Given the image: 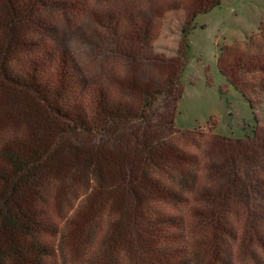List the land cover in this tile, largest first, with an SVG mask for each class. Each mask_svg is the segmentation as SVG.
<instances>
[{"label":"trees","instance_id":"obj_1","mask_svg":"<svg viewBox=\"0 0 264 264\" xmlns=\"http://www.w3.org/2000/svg\"><path fill=\"white\" fill-rule=\"evenodd\" d=\"M107 1L0 0V264H41L51 255L43 239L50 225L42 218L59 219L54 232L61 251L102 230L94 264H109L119 250L129 264H163L151 242L164 215L160 206L186 202L213 239L226 209L244 207L245 237L264 212L263 185L254 175L264 161V119L244 138L212 133L205 149L218 161L197 185L194 159L180 145L196 130L174 129L182 47L175 58L160 57L149 34L165 10L159 0H139L137 12L115 18L100 11ZM166 1L167 9H177V0ZM220 1L184 0L182 23ZM76 10L84 21L72 44L94 61L122 59V76L86 81L68 46L51 50L41 43L53 30L51 19ZM155 63L167 74L144 84L140 68ZM231 66L230 82L254 109L248 92L254 86L234 78L244 77L246 67Z\"/></svg>","mask_w":264,"mask_h":264},{"label":"rangeland","instance_id":"obj_2","mask_svg":"<svg viewBox=\"0 0 264 264\" xmlns=\"http://www.w3.org/2000/svg\"><path fill=\"white\" fill-rule=\"evenodd\" d=\"M183 3L184 0H177L174 3L177 9L169 10L168 2L159 0L157 5L165 10V15L162 21L155 19L151 23L149 34L153 53L160 57L175 58L179 47H182L181 92L174 129L196 130L190 138H180V145L193 157L196 183L201 186L207 182V166L218 161L215 156L208 155L206 139L212 133L244 138L251 134L256 122L261 124L264 119V94L258 85L264 86V0H221L218 6L197 14L189 24L182 23L185 14ZM139 5V0H109L101 5L100 11L116 18L137 12ZM83 21L84 15L80 10L67 17L57 15L47 24L53 30L45 32L39 40L51 50L61 45L68 46L77 74L86 81L98 80L106 84L107 78L122 76V59L94 61L89 59L83 48L72 44L75 30ZM183 34L185 40L181 44ZM225 61L229 64L222 71L221 63ZM233 64L236 68L239 65L246 67L242 72L244 77L236 74L234 78H242L246 88L254 86V93L248 90L254 109L229 80L228 72ZM166 72L160 64L144 65L139 70V78L144 84H155ZM254 175L264 191V161L254 168ZM187 208L186 202L159 207L164 215L160 217L161 224L153 230L151 242L152 248L163 257V264H264V212L257 217L254 228L245 237L244 207L236 205L226 209L213 239L209 229L195 224ZM39 211L43 209L39 208ZM41 221L50 225L44 231L43 239L51 248V255L41 264H94L102 230L96 232L90 242L73 244L61 251L54 232L59 219L42 218ZM214 247L218 254L216 257L211 255ZM196 252H199V262L195 261ZM128 261L129 258L119 250L111 256L109 264H129Z\"/></svg>","mask_w":264,"mask_h":264}]
</instances>
